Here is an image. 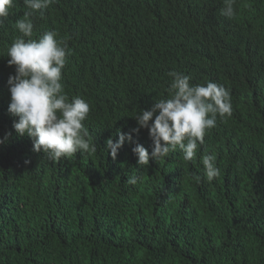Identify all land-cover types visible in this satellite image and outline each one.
Here are the masks:
<instances>
[{"label":"trees","instance_id":"1","mask_svg":"<svg viewBox=\"0 0 264 264\" xmlns=\"http://www.w3.org/2000/svg\"><path fill=\"white\" fill-rule=\"evenodd\" d=\"M223 6L57 0L36 13L33 38H69L65 91L89 102L84 124L97 145L53 161L17 136L8 112L6 52L28 11L15 0L0 24V140L10 133L0 144V264H264V0H236L231 19ZM172 71L230 89L231 116H217L193 162L177 149L139 166L132 148L151 153L147 129L113 159L107 139L169 97ZM206 154L220 169L211 182Z\"/></svg>","mask_w":264,"mask_h":264},{"label":"clouds","instance_id":"2","mask_svg":"<svg viewBox=\"0 0 264 264\" xmlns=\"http://www.w3.org/2000/svg\"><path fill=\"white\" fill-rule=\"evenodd\" d=\"M56 2L23 0L28 11L15 22L19 35L6 52L8 65L15 66V75H9L7 79L8 112L16 117L12 127L18 137L32 139L35 152H42L53 161L72 157L78 152L91 154L97 151L95 138L84 124L89 117L90 104L82 96L69 97L63 83V70L71 54L69 38L60 37L56 30L45 31L33 38L34 15H43L44 10ZM235 2L224 0L221 15L233 18ZM14 3L15 0H0V24L10 15ZM168 75L172 77L169 97L156 100L149 110L136 112L137 127L130 133L117 130L118 139H107L106 150L113 159L126 141L135 143L133 133L147 129L152 141L151 153L139 143L132 148L139 166H148L150 160L167 158L177 149L182 151L185 162H193L199 147L205 143L207 131L216 126L217 116H231L230 89L211 81L191 84L190 76L175 71ZM9 135L5 134L0 144L5 143ZM202 165L209 182L220 175L214 154L203 155ZM139 179L132 175L127 182L135 185Z\"/></svg>","mask_w":264,"mask_h":264}]
</instances>
